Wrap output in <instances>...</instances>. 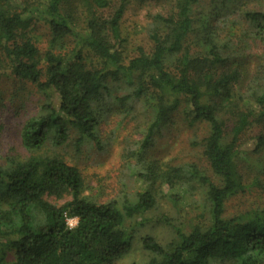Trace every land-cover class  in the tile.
Segmentation results:
<instances>
[{
  "label": "trees",
  "instance_id": "16d2710c",
  "mask_svg": "<svg viewBox=\"0 0 264 264\" xmlns=\"http://www.w3.org/2000/svg\"><path fill=\"white\" fill-rule=\"evenodd\" d=\"M85 1L96 9L108 7L107 0ZM175 1V18H157L164 25V33L150 36L152 53H140L124 68L120 32L124 5L107 24L110 43L102 36L104 25L94 17L78 28L75 23L59 18L63 0H44L53 43L69 38L75 47L67 56L45 55L42 82L37 49L28 39L16 41L17 33L30 26L31 18L16 12L11 0H0V53L16 78L31 82L58 102L57 107L46 106L44 116L32 118L24 125L21 143L30 156L0 165V264H112L132 248L134 233L125 226L126 219L155 207L152 189L158 186V194L179 210L184 198L181 187L190 182H198L205 188L212 207L210 227H195L188 234L177 230L176 242L168 250L152 238H145L142 247L153 257L149 264L264 263V210L224 217L225 203L247 189L237 166L240 137L249 118L257 116L264 125V92L255 99L258 114L248 107L236 116L235 124L226 134L217 115L221 108L206 99L228 93L237 76L222 75L216 79L217 65L223 60L214 46L206 53L190 54L185 50L184 44L192 31L191 7L199 0ZM246 17L255 25L256 38L264 44V15L249 13ZM83 49L98 56L103 62L101 70L84 69ZM3 73L0 58V80ZM135 74L145 75L149 86L160 94L157 114L143 148L149 146L160 125L180 107V100L184 101L182 113L189 123H204L209 128L204 156L220 178V187L213 185L195 166L173 167L162 175L148 167L137 172L146 188L135 204L121 209L115 202L97 204L86 197L79 172L58 157L37 155L48 142L54 148L65 145L70 128L78 135V143L91 142L101 149L97 133L98 100L113 91L111 85L121 75L130 78ZM255 145L256 149L264 148V138H257ZM64 193L69 194L70 201L59 207L44 200L45 196L59 197ZM68 219L77 220L73 229L69 228ZM10 252L12 262L7 261Z\"/></svg>",
  "mask_w": 264,
  "mask_h": 264
},
{
  "label": "rangeland",
  "instance_id": "374dc122",
  "mask_svg": "<svg viewBox=\"0 0 264 264\" xmlns=\"http://www.w3.org/2000/svg\"><path fill=\"white\" fill-rule=\"evenodd\" d=\"M43 2L11 0L16 12L31 18L30 26L17 33L16 41L22 43L28 39L37 49L36 61L42 82L45 81V55L67 56L75 47L69 38L53 43ZM107 2V8L96 9L85 0H63L59 18L82 28L87 20L94 17L104 25L102 36L112 43L107 24L117 9L124 5L120 24L124 68L140 53H152L150 36L164 33V25L157 18H175L177 13L175 0ZM249 13L264 15V0H199L190 11L192 31L184 44L185 50L190 54L206 53L214 46L223 60L217 65L216 79L222 75L237 76L228 93L206 99V102L221 108L217 115L223 121L226 134H229L240 112L250 107L258 114L260 109L255 99L264 92V44L255 36V25L246 17ZM0 58L4 65L0 80V165L4 166L9 160H25L30 156L21 143L24 125L32 118L44 116L47 113L45 107H57L58 102L31 82L16 78L1 53ZM81 58L85 70L103 68V62L90 50L83 49ZM111 86L113 91L104 94L96 107L101 149L91 142L78 143V135L70 128L65 145L54 148L48 142L37 155L58 157L79 172L86 197L97 204L115 202L121 209L137 202L146 188L137 172L148 167L162 175L173 167L195 166L213 185L221 186L220 178L213 173L204 156V140L209 128L204 123H189L182 113L184 101L180 100V107L160 125L149 146L143 148L147 131L157 114L160 94L149 86L148 78L140 74L130 78L121 75ZM219 102L223 105H218ZM259 137L264 138V125L257 116H253L240 137L237 159L238 171L247 189L225 203V218L251 210H264V148L256 149L255 145ZM181 189L184 198L179 210L158 194V186L152 189L155 207L126 219L125 226L134 233L132 248L125 257L112 264H149L153 257L142 247L145 238H152L168 250L176 242L177 230L188 234L195 227H210L212 207L205 188L198 182H190L184 183ZM44 200L59 207L70 201V196L64 193L59 197L45 196ZM67 224L73 229L77 220L68 219ZM7 261H13L12 252L8 254Z\"/></svg>",
  "mask_w": 264,
  "mask_h": 264
}]
</instances>
